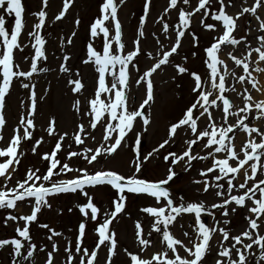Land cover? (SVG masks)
<instances>
[{
	"label": "snow or ice",
	"instance_id": "obj_1",
	"mask_svg": "<svg viewBox=\"0 0 264 264\" xmlns=\"http://www.w3.org/2000/svg\"><path fill=\"white\" fill-rule=\"evenodd\" d=\"M48 2L49 0H41L43 8H47ZM72 2L73 0H63L62 9L55 16V20L64 18ZM124 3L125 0H103L99 7L102 18L95 19L89 27L91 37H97L100 33H103L102 54L94 48L92 43H88L86 58L83 60L84 64L94 66L95 72L98 73V80L93 98L88 101L90 108L83 112L84 116L89 117L88 128H85L83 123L78 124L72 140L80 146L85 145V137L96 141L95 135L90 130H96L99 127L101 130V139L97 141L99 147H86L81 152L79 149L72 150L70 145L65 161L62 162L57 154L62 149V141L68 134L58 135L54 148L50 152L41 155V159L47 162L44 172L36 167L28 168L25 171L24 178L17 180L12 188L0 190V209H14L17 207V202H27L31 205L30 214L20 215L19 219L25 221L26 225L37 223L40 228L47 229L51 233L46 237L48 241L52 242L51 251H46V246L38 247L32 242L30 229L27 226L23 229L17 227L15 230L20 237L27 241V246L20 239L5 238L0 239V249L6 246L10 248L9 255L13 256V264H22L21 259L17 258L30 262L37 251L45 252L44 264H54L55 256L60 252V248L53 241V237L62 234L51 229L47 224L39 223L38 214L43 208L51 209L52 207L46 197L75 194L79 190V194L84 196L87 202L83 205L78 204L77 207L88 220L97 221L99 224V227L95 228L98 240L94 242L93 246L84 245L87 220H82L78 224V235L74 248L66 246L63 249L65 264H98V253L101 246L106 249L104 264H113V259L117 255L118 241L115 238V233L110 230L109 224L117 217V214H122L126 210V194L135 196L146 194L156 199L157 206L144 207L142 211L155 217V223L151 225L152 231H155L158 236H162L160 243L167 249V251H158L148 260L129 252L130 264H153V261H158L160 264H204L206 257L212 253L214 236L221 237L217 241L214 264H249V261L254 258V246L259 249L256 264H264V233L260 231L261 228H264V127H249L244 122L249 116H256L257 113L259 119L264 121V100L254 103L257 110V113H254L252 106L248 103L252 101V96H244L242 100L244 107L239 109L242 118L237 125L234 122H229V117L236 115V112L232 111L236 105L225 95L228 91L234 93L237 91L234 86L229 85L226 87L228 83L226 77L229 76H235L237 83L241 85L248 83L251 84L253 89L264 91V86L257 88L259 81L252 77L249 72L250 64H255L254 71L264 75V35L257 37L259 47L252 48L243 59L238 58L231 50L226 53V56L234 61L235 66L240 67L242 72L247 74L238 75L228 71L225 60L220 59L218 56V53L222 51L221 45L238 46L242 40H246V37L237 39L233 35L237 28L236 20L238 17L229 15L226 11L229 6H235L232 0H217V14H210L207 11L211 7V0H197V6L195 7H192L191 0H179V2L178 0H170L169 7L177 11L181 30L176 31L170 25L162 24L161 31L165 39L171 37L170 43L165 48L163 42L157 37L155 43L159 46L158 58L151 57L149 53L154 62L147 70L140 73L137 63L139 56L144 54L141 47L142 40L134 39L131 48H127L122 41V25L118 19V5ZM181 3L188 5L190 10H184L180 6ZM150 6L151 0H145L143 6L144 16L140 18L139 22L141 26L139 37L142 38L145 37L143 25L146 22ZM43 8L32 13L33 16L38 17V22L33 25L31 31L26 33L27 37L34 39V43L31 40L21 43V37L24 35V29L27 26L24 16L25 4L23 0H0V130L7 124L4 115L6 98L10 95L14 81H18L21 88L29 90L31 101L29 105H25L26 112L21 117L18 129L13 130V135L9 138L7 147L0 149V158H6L3 162H0V178L3 179L4 185H7L13 178L14 173L17 171L16 165L21 163L20 157L25 155L20 150L21 142L24 140L31 141L30 151L34 154H39L38 147L43 142V138L35 139L32 132L29 131V129L35 127L34 115L37 100L43 99L42 96L37 97L35 85L31 83V78L37 71L49 70L38 67V61L47 59L44 50L46 41L39 34V30L44 27L47 17V12ZM260 8H264V0H255L254 6L243 7L240 15L251 13L257 20H260L257 15V9ZM167 11L166 8L165 12ZM197 14L200 17L199 23L209 30H214L215 25L205 23V16L211 15L214 21H222L223 32L222 35L215 37L214 42L205 49L208 57L205 63L207 69L210 70V73L206 74V81L196 71L189 70L184 66L174 65L178 74H187L192 78L191 90L195 96L194 102L186 106L181 117L171 123L167 138L158 147L143 153L141 135L136 133L133 137L136 146L135 152L129 161L131 173L127 176L115 170L96 169L90 173L87 168L70 166L73 158L77 160L83 158L87 165H94L99 164L104 157L113 155L127 144L129 133L135 131L134 125L141 120L142 131H147L146 126L150 124V119L140 109H143L155 99L151 77L162 66L168 65L174 54H179L182 38L191 34L190 24ZM13 16L14 24L9 29L6 27V17ZM105 21L111 23V29L105 26ZM75 23L78 25L80 21L76 20ZM112 30H114V35ZM259 30L264 32V21L260 22ZM75 35L76 33L73 32L72 36ZM196 40L197 38L193 36V41ZM67 42L71 44L72 39L69 38ZM29 46L34 49V55L31 52L24 54L25 48ZM250 57L252 59L249 61ZM62 59L67 61L70 57L64 55ZM21 63H27L29 65L28 70L23 69ZM60 70L68 72V68L63 65H61ZM133 70L138 74L136 84H145V96L138 106L130 105L127 91L131 84L130 75ZM106 74L111 76L110 82H106ZM25 80L28 82H25ZM69 83L75 85L72 89L74 92H78L84 87L80 79L70 80ZM206 84L208 87L205 86ZM102 94L107 95L102 99ZM217 101H220V103L218 104ZM79 105L80 102L77 100L75 106L78 113L81 111ZM210 107L220 110L222 123L218 130L215 122L211 124L210 131L198 127L197 121L201 117L206 121H215V117L209 111ZM244 113L248 115H243ZM113 121L116 123H112ZM181 128H184L185 131L190 130L193 134L192 138L187 140L186 149L182 154L169 152L163 159L169 161V157H171L170 164L175 165L183 162V164L190 165L192 160L207 159L208 156L213 158L211 166L206 171L201 172L200 175L206 176L212 173L218 183L210 184L207 180L203 182L198 180L195 183L202 185L201 192L207 194L212 190L213 195L220 198L219 202L210 205L220 213V219L217 218L215 213L207 211V206L203 201L178 203L173 200L168 189L161 187L162 185H169V182L173 181L177 175L172 167L167 169L166 178L159 181H150L143 175L146 165L156 158L160 149L172 142ZM234 128L243 129L245 133L254 136L255 139L248 140L246 144L242 143L240 150H237L233 140ZM47 133L49 136L56 135L54 119L49 122ZM3 139V136L0 135V140ZM198 142L202 149H208L207 156L200 157L193 154L192 146ZM221 152L225 154L224 157L216 158L215 154ZM217 168L219 169L218 172L216 171ZM183 170L187 171L188 169L184 167ZM72 172L77 173L73 178H59L63 173ZM238 177H241V179L238 180ZM234 180L237 183H234ZM37 181H40V183L37 184ZM220 181H223V183H220ZM44 182H47L48 186ZM85 186L91 188L111 186L117 193V198L112 201L115 210L111 213H105L103 223L97 220L99 209L94 204V198ZM234 189L238 190L236 194H233ZM161 197L166 201L162 206L159 204ZM28 198H34V202L28 200ZM238 207L246 210L245 220L247 226L241 233L231 235L226 226L230 223L229 217L237 212ZM86 208L91 210L90 215L85 211ZM165 209L169 210L167 215H165ZM203 212H207L212 221L211 224L202 222L201 214ZM183 213L194 214V237L188 231H182L187 243L177 238L169 228L173 221H176L177 225L180 223L177 217H180ZM10 220H17V216L9 214L3 222L7 225ZM148 235L151 236L152 232L150 231ZM135 237L142 246H148L152 243L142 235L140 223L135 225ZM225 241L230 242L229 245H225ZM181 251L184 255L180 254ZM161 257H163L162 261Z\"/></svg>",
	"mask_w": 264,
	"mask_h": 264
},
{
	"label": "rangeland",
	"instance_id": "obj_2",
	"mask_svg": "<svg viewBox=\"0 0 264 264\" xmlns=\"http://www.w3.org/2000/svg\"><path fill=\"white\" fill-rule=\"evenodd\" d=\"M23 2L26 8L24 16L27 26L24 29V35L21 37V43H26L29 40L34 43V39L27 37L26 33L31 31L33 25L38 22V17L33 16L32 13L41 10L43 5L41 0H23ZM102 2L103 0H73L69 10L61 20H55V16L62 9L63 0H49L47 8H43V10L47 12V17L44 27L39 30V34L46 41L44 50L47 59L38 61V67L49 70L43 72L37 71L31 78V83L35 85L37 97L39 98L42 96L43 99L37 100V107L34 115L35 127L29 129L35 139L43 138V142L38 147L39 154H34L30 151L32 147L31 141L24 140L21 142L20 150L23 151L25 155L20 157L21 163L16 165L17 171L7 185H4L3 179L0 178V190L12 188L17 180H22L24 178L25 171L28 168L36 167L39 168L41 172H44L47 162L41 159V155L50 152L54 148L58 135H63L64 133L68 134L64 141H62V149L57 154L62 162L65 161L70 145L72 150L79 149L81 152H83L86 147H99V143H97V141H100L101 139V130L99 127L96 130H90L93 135H95L96 141L85 137L84 146L76 145L73 142L72 137L75 134L78 124L83 123L85 128H88L89 117L84 116L83 112L90 108L88 101L93 98L94 89L97 87L98 73L95 72L93 65H86L83 63V60L86 58V46L88 43H92L94 48L102 54L104 40L103 33H100L97 37H91L89 34L90 23L94 22L97 18H102V14L99 12V7ZM232 2L235 6H229L226 11L229 15L233 14L238 17L236 20L237 28L233 32V35L237 39L246 37V40H243L244 45L240 47V49L235 50L239 56L238 58L242 59L252 48L259 47V44L253 45L255 37L249 36V26L247 21L250 19L251 13L240 15L242 8L254 6L255 0H232ZM144 3L145 0H125L123 5H118V19L122 25V41L125 43L126 47L131 48L134 39L142 40L141 47L144 50V54L139 56L137 63L140 73H143L153 64L154 61L151 57L158 58L159 46L155 43L156 38L159 37L165 48H167L170 43L171 37L165 39L161 31L162 24L166 23L176 31L181 30L177 11L169 7L170 0H151L150 11L147 14L146 22L143 25L145 37H139V28L141 27L139 22L140 18L144 16ZM191 5L192 7L197 6V0H191ZM180 6L186 11L190 10L188 5H183L181 3ZM166 8L168 9L167 12H165ZM217 9V0H211V7L208 8L207 11L210 14H217ZM262 14L264 15V13ZM199 18V14L193 17L190 24L192 32L182 38V46L179 49V54H174L173 57L170 58V63L166 66H162V68L151 77L154 86L155 99L149 105L140 109L145 116L150 119V124L146 126L147 131H142L141 120L134 125L135 131L129 133L127 144L113 155L104 157L99 164L94 165H87L83 158L79 160L73 158L70 162V166L74 168H87L90 173L96 169L115 170L118 173L127 176L131 173L129 161L132 159L135 152L136 146L134 145L133 137L136 133H140L141 135V149L143 153H147L153 148L158 147L159 144L167 138L168 129L171 123L177 121L181 117L186 106H189L194 102L195 96L191 90L192 78L187 74H178L174 65L184 66L189 70L196 71L206 81V74H209L210 70L207 69L205 63L208 59L205 49L214 42L215 37L222 35L223 32L222 21H214L211 18V15L205 16V23L215 25L214 30H209L199 23ZM76 20L80 21L78 25L75 23ZM259 21H264V16L263 18L260 17ZM13 24L14 16L6 17V27L10 29ZM105 26H108L110 29L112 28L109 21H105ZM252 28L255 31H258L259 36L264 35V32H261L259 28L255 27V24L252 25ZM73 32L76 33L74 37L72 36ZM112 34L114 35V30H112ZM193 36L197 38L195 42L193 41ZM69 38L72 39L71 44H68L67 42ZM223 46L224 45H221V49ZM29 52L34 55V49H31V46L25 48L24 54H28ZM149 53L151 54V57L149 56ZM64 55L69 56L70 59L64 61L62 59ZM220 55L221 52L218 53V56ZM185 57L187 58L186 60ZM17 59L19 61V56ZM225 59L232 61L227 56H225ZM61 65L67 67L68 72H62L60 70ZM21 67L28 70L29 65L27 63H21ZM228 71L234 73L239 71V73L247 75L242 72L240 67L235 66L234 61H232V64L228 67ZM75 79H80L84 85V87L78 92L72 91L75 85L69 83L70 80ZM137 79L138 74L133 70L130 75L131 84L127 90L129 103L132 106H138L145 96V84L141 83L137 85ZM226 80L228 81L226 87L231 85L237 90L235 93L228 91L225 95L236 105V107L232 109V111L236 112V115L230 116L229 122H234L238 125L239 120L242 118L239 109L244 107L242 100L244 96H252V93L247 87L248 83H245L244 85L237 83L235 76L226 77ZM110 81L111 76L106 74V82ZM25 82L28 81L25 80ZM205 86L208 87L207 84ZM238 87L241 88L237 89ZM106 95L107 94H102L101 98L103 99ZM77 100L80 102L79 107L81 111L79 113L75 106ZM30 103L29 90L21 88L19 82L14 81L10 95L6 98L4 115L7 124L2 130H0V135L4 138L3 140H0V149H5L7 147L9 138L13 135V130L18 129L21 117L24 116L26 112L25 105H29ZM217 103L219 104L220 101H217ZM248 103L252 106V102ZM209 111L215 117V121H206L203 118L202 120L197 121L198 127L202 130L210 131L211 124L215 122L218 126V130L222 123L220 120V110L215 107H210ZM252 111L257 113V110L253 108ZM243 115L248 114L244 113ZM53 119L55 120L56 135L49 136L47 128L49 122ZM244 122L249 127H264V121L259 119L258 113L256 116H249ZM112 123L116 122L113 121ZM235 129L236 128H234V133ZM235 135L233 136V140ZM246 135V143L250 139H255L254 136H249L248 133H246ZM192 136L193 134L190 130L185 131L184 128L178 130V133L172 142L166 145L163 149H160L156 158L146 165L143 175L150 181H159L166 178L167 169L172 167L177 175L174 177L173 181L169 182V185H162L161 187L168 189L175 202L203 201L207 206V211L215 213L217 218L220 219V213L217 209L210 206L214 202H219L220 198L215 197L212 190L207 194L201 192L200 188L202 185L195 183V181L198 180L202 182L207 180L210 184L218 183L214 179V174L212 173H209L206 176L200 175L201 172L206 171L208 168L202 165L204 159L192 160L190 165L183 164V162L173 165L169 162L171 157H169V161L163 159V157L168 155L169 152L182 154L187 147V140L191 139ZM234 143H236L235 140ZM197 145H200L199 142L193 146ZM207 153L195 155L205 157L207 156ZM224 155L223 152L215 154L216 158H223ZM5 159L6 158H0V162H3ZM184 167L188 170L184 171ZM76 175V172L63 173L59 178L70 179ZM233 182L235 183V180ZM36 183L39 184L40 181H37ZM44 183L48 186L47 182ZM220 183H223V181H220ZM85 187L89 194L93 196V202L99 209L97 220L100 223H103L105 213H111L115 210L112 201L117 198V193L111 188V186H96L95 188L89 186ZM237 191V189H234L233 194H236ZM126 195V210L122 214H117V217L109 224L110 230L115 233V238L118 241L117 255L113 259V264H130L129 252L148 260L158 251H167L166 247L160 243L162 236H158L155 231H152L151 225L155 223V217L142 211V208L144 207L157 206L158 202L156 199L146 194L140 196L132 194ZM46 199L49 200L52 207L51 209L43 208L38 214V221L41 224L49 225L51 229L62 234L53 237V241H55L60 248V252L55 256L54 264H65L63 249L66 246L74 248L78 235V224L82 220H87L86 237L83 241L86 246H93L94 242L98 240V234L95 232V228L99 227V224L97 221L88 220L84 214L80 213L77 205H83L87 201L84 196L79 194V190L75 194H60L56 197H46ZM28 200L34 202V198H28ZM165 203L166 201L161 197L159 204L162 206ZM69 209H71V211H69ZM30 211L31 205L27 202H17V207L14 209H0V239L17 238L27 246V241H25L23 237H20L15 231L17 227L23 229L27 226L30 229L32 242L38 247L46 246V251H51L52 242L46 239L51 233L47 229L40 228L37 223L26 225L25 221L19 219L20 215L30 214ZM85 211L90 215V209L86 208ZM168 211V209H165V215L168 214ZM9 214L17 216V220H10L7 225H5L3 221ZM245 215L246 210L238 207L237 212L229 217L230 223L226 227L231 235L239 234L245 230L247 226ZM201 216L202 222L206 224L212 223L207 212H203ZM177 220L180 223L177 225V222L173 221V224L169 225V228L177 238H180L187 243V239L182 235V231L186 230L194 237V214L183 213L180 217H177ZM136 223L141 224L142 235L152 242L150 245L142 246L139 244V240L135 237ZM173 225L176 226L174 227ZM150 231L152 232L151 236L148 235ZM260 231L261 233H264V228H261ZM214 238L216 241L221 239L220 236H214ZM69 242L71 243L69 244ZM224 243L225 245H229L230 242L225 241ZM216 248L217 243H213L212 253L206 257L204 264H214ZM254 248V258L249 261V264H256V260L258 259L259 249L255 246ZM9 251L10 248L8 246L0 249V264H13V256L9 255ZM105 252L106 249L101 246L98 253V264H104ZM180 254L184 255L182 251ZM17 259H21L22 264H44L46 255L45 252L37 251L30 262L23 261L22 258ZM162 260L163 257H161V261ZM153 264H160V262L153 261Z\"/></svg>",
	"mask_w": 264,
	"mask_h": 264
},
{
	"label": "bare ground",
	"instance_id": "obj_3",
	"mask_svg": "<svg viewBox=\"0 0 264 264\" xmlns=\"http://www.w3.org/2000/svg\"><path fill=\"white\" fill-rule=\"evenodd\" d=\"M264 13V8H260V9H257V15L259 17H262L263 18V14ZM233 15V14H232ZM248 23V28H249V36L251 37H255L254 40H253V45L255 44H259V41L257 39V37H259V33L258 31H255L253 28H252V25L255 24V27L259 28V24H260V21L257 20L252 14L250 15V19L247 21ZM256 28V29H257ZM244 45V41L238 45V46H229V45H224L222 47V51H221V55L219 56L220 59H223L225 60V63L227 64V66L229 67L231 64H232V61L228 60V59H225V56H226V53L229 52L230 50L233 51V53L239 57L237 55V53L235 52L236 49H240V47H242ZM252 45V46H253ZM247 56V55H246ZM243 59V58H242ZM252 59V57L249 58V61ZM256 68V65L255 64H251V68L249 69V72H253L251 73L252 77H255L256 80L259 81V83L257 84V88H261V86H264V75H261L260 73H256L254 71V69ZM236 74H241L239 73V71H236L235 72ZM248 89L251 90V93H252V108L255 109L254 107V103L255 102H260L262 100H264V91H257L256 89L253 90V88L251 87V84H248L247 85ZM241 87H238L237 89H240ZM256 110V109H255ZM203 117H201L199 120H202ZM235 137H234V140H235V146H236V149L237 150H240L241 148V144H246V133L243 131V129H238L236 128L235 129ZM193 154H205L208 152V149H202V146L201 145H197V146H193V150H192ZM242 155V153H241ZM213 163V158L211 156H208L207 159H204V162H203V166L204 167H209L211 166V164ZM231 163V161H230ZM247 167V166H245ZM216 171L218 172L219 169L217 168ZM238 180L241 179V177H238L237 178ZM235 183H237V181L235 180ZM212 243H217L216 239L213 238V241Z\"/></svg>",
	"mask_w": 264,
	"mask_h": 264
}]
</instances>
